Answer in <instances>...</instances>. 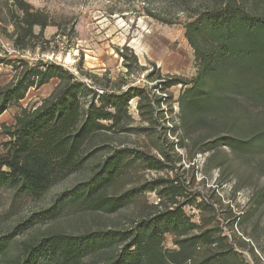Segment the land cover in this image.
I'll use <instances>...</instances> for the list:
<instances>
[{
    "label": "rangeland",
    "instance_id": "obj_1",
    "mask_svg": "<svg viewBox=\"0 0 264 264\" xmlns=\"http://www.w3.org/2000/svg\"><path fill=\"white\" fill-rule=\"evenodd\" d=\"M16 1L0 0V88L15 80L22 67L41 61L58 64L80 80L82 74L91 75L96 85L109 89H143L153 102L149 108L144 103L142 116L137 99L131 100L127 132L118 127L104 130L86 145L84 165L58 178L43 195L21 196L0 187V239H12L0 264H15L27 244L50 235L130 231L134 223L166 206L182 207L197 226L191 235L206 233L222 239L249 264H256L250 254L253 249L258 264H264V155L239 159L227 149L210 159L207 154H195L191 142L182 144L178 131H171L178 123L177 101L184 88L153 89L171 77L190 81L196 76L195 56L184 37V26L189 15L211 0H23L30 12H38L47 21L45 28L32 29L21 23ZM56 85L52 80L30 89L0 115V155L5 153L7 129L15 118L24 109L40 105ZM119 150H125L134 162L107 194L118 197L133 191L135 198L127 206L109 213L74 204L49 216L47 211L56 198L87 182ZM142 155L159 161L161 170L149 169L138 160ZM162 183L176 186L178 195L163 196ZM173 238L165 236L163 250H178ZM208 249L189 250L192 260L186 264H199ZM115 251L88 255L82 264H99Z\"/></svg>",
    "mask_w": 264,
    "mask_h": 264
},
{
    "label": "trees",
    "instance_id": "obj_2",
    "mask_svg": "<svg viewBox=\"0 0 264 264\" xmlns=\"http://www.w3.org/2000/svg\"><path fill=\"white\" fill-rule=\"evenodd\" d=\"M16 2L22 12L21 23L27 28L47 26L41 14L30 12V5ZM184 37L194 52L196 76L190 81L171 77L153 87L162 92L175 86L184 88L177 101L179 119L172 134L178 131L182 144L191 142L195 154H207L209 159L223 149L239 159L264 155V0H211L189 15ZM82 75L80 80L58 64L40 61L22 67L15 80L0 88L1 115L30 89L57 82L40 105L24 109L7 129L9 141L0 155V187L21 196L43 195L58 178L84 165L86 145L104 130L118 127L127 132L131 100L137 99L142 116L144 103L148 102L149 108L153 102L143 89H109L96 85L91 75ZM154 102L159 104L157 99ZM138 160L151 170L162 168L148 156ZM133 162L125 150L113 152L87 182L56 198L48 215L57 216L74 204L109 213L127 206L135 198L133 191L118 197L107 191ZM160 186L163 196L178 195L176 186ZM196 229L182 207L166 206L134 223L130 231L47 236L27 244L15 264H82L86 256L113 248L116 251L106 253L99 264H186L192 260L189 250L200 246L209 249L199 264H249L222 239L206 233L191 235ZM166 235L174 237L177 251L163 250ZM10 240L0 239V257ZM250 254L258 264L253 249Z\"/></svg>",
    "mask_w": 264,
    "mask_h": 264
}]
</instances>
